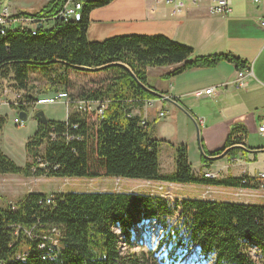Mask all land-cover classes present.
<instances>
[{
    "label": "trees",
    "instance_id": "trees-1",
    "mask_svg": "<svg viewBox=\"0 0 264 264\" xmlns=\"http://www.w3.org/2000/svg\"><path fill=\"white\" fill-rule=\"evenodd\" d=\"M112 1L87 0L81 20L54 18L37 32L13 26L1 33L0 27V72L27 92L26 99L32 98L31 93L68 92L67 71L79 70L77 66L101 68L90 72L109 75L103 87L73 98L104 104L101 115L75 108L67 120H50L47 126L38 122L37 131L25 145L29 158L25 166H19L0 148V175L93 178L103 174L175 184L257 188L255 176L247 174L225 178L196 175L183 144L176 147L175 171L162 174L160 147L165 140L153 137L149 122L142 124L143 119L135 113L147 100L157 98L141 85L152 88L148 67L182 64L171 72L176 76L188 68L210 67L223 59L235 62L240 70L246 68V62L228 55L190 60L194 48L165 35L132 34L89 41L90 13ZM63 2L49 0L40 11L19 15L52 17ZM37 68L46 79L44 92H34L35 86L30 84V73ZM17 109L28 112L24 106ZM5 123V117H0V139ZM236 131L231 130L218 150L207 152L202 145V162L220 159L229 148V156L236 154L233 146L244 142L243 134L236 135ZM47 197L31 192L15 206L0 204V264H177L192 248L212 264H264V204L205 198L173 203L151 194L118 191L53 193L51 203ZM169 219H177L179 226L168 228ZM146 221H154L164 231L157 250L163 247L166 254L152 250L123 253L121 241L130 242L133 231ZM56 227L59 244H41L47 241L43 236L54 235L51 230ZM26 231H33V237ZM245 246L255 247L262 261L246 253ZM22 252H27L25 260L16 257Z\"/></svg>",
    "mask_w": 264,
    "mask_h": 264
},
{
    "label": "crops",
    "instance_id": "crops-1",
    "mask_svg": "<svg viewBox=\"0 0 264 264\" xmlns=\"http://www.w3.org/2000/svg\"><path fill=\"white\" fill-rule=\"evenodd\" d=\"M180 1H183L184 8L181 13L174 14L173 5L164 0H114L90 13L87 38L91 42H101L122 35H165L192 46L195 52L190 60L202 56L228 55L246 62L245 69L250 68L253 75L246 77L248 85L245 89L230 84L238 78L241 70L235 62L227 59L210 67H191L176 76H171V72L182 64L148 67L152 89L170 99L157 96L150 103L138 107L135 113L149 122L151 131L160 127L159 139L169 141L178 129L174 119L179 106H186L198 129V136L201 132L207 152L222 148L232 129L236 128V135L243 134L244 145H234L240 146L236 148V154L210 164L202 162L196 171L192 165L196 175L198 172L200 175L214 172L218 178H225L262 173L264 136L258 132V128L264 123V27L260 25L264 16V0H232L228 14H211L213 0ZM210 87L215 88L212 94L198 95ZM3 107L7 106H0ZM165 110L167 115L161 119L159 114ZM5 116L0 111V117ZM190 125L194 131L192 123ZM162 127L170 131L161 132ZM37 128L38 121L35 132ZM258 136L262 137L260 143L251 144V138ZM163 161L166 160L160 157V171ZM44 177L34 178L40 180ZM31 192L41 191H29L21 197Z\"/></svg>",
    "mask_w": 264,
    "mask_h": 264
},
{
    "label": "rangeland",
    "instance_id": "rangeland-1",
    "mask_svg": "<svg viewBox=\"0 0 264 264\" xmlns=\"http://www.w3.org/2000/svg\"><path fill=\"white\" fill-rule=\"evenodd\" d=\"M48 2V0H0V6H8L12 12H38ZM52 66L51 68H55ZM70 81L68 93L72 100L77 98L80 93L94 88H101L106 83L109 75L102 72H84L76 69L67 71ZM46 79L37 68L30 73V84L35 86L34 92H44V83ZM70 107V112L75 109L73 104ZM178 113L174 119L177 122L178 129L173 132L172 139L162 143L160 147V157L165 159L163 161L161 170L162 174H171L176 169V147L185 145L188 148L189 160L196 171L202 163L203 145L201 132L196 128L191 113L186 106H179ZM15 109V108H13ZM38 111H43L49 120H64L67 118V109L64 104L57 103L48 106H39ZM0 111L5 113L6 123L3 128L0 139L1 150L10 157L19 166H25L28 161L26 154V142L34 134L37 126L35 113L28 111V118L24 123L19 120V110L15 111L7 107L0 108ZM95 111V110H94ZM93 111V113H94ZM164 119V117H161ZM194 126V131L190 125ZM160 127L156 131L151 132L154 137L160 138ZM170 131L169 128L162 127L161 132ZM200 131V130H199ZM262 137L251 138V144L258 145ZM200 145V146H199ZM253 165V164H250ZM200 175V172L197 173ZM100 177H97L99 176ZM96 175L93 178L89 177H44L42 179H35L34 177L26 178L17 174H3L0 175V204L14 206L22 199L21 196L29 191L39 190L48 196L53 193L70 192V191H118V192H132V193H147L155 196H160L170 202L181 201L187 198H205L216 201H233L244 203H258L264 204V190L257 188H229L221 186H203L198 184H172L159 181L138 180L123 177H106L105 175ZM168 228L170 226L178 227L177 219L168 220ZM164 231L160 229L159 225L154 221H146L141 224L132 233L130 242L121 241L120 248L123 253L135 252L137 254L148 253L149 251H157L161 254H166V249L161 248L157 250ZM174 244V241H172ZM245 251L257 261H262L260 252L251 246H245ZM159 254V253H157ZM177 264H212L199 255L194 248L184 252Z\"/></svg>",
    "mask_w": 264,
    "mask_h": 264
},
{
    "label": "built area",
    "instance_id": "built-area-1",
    "mask_svg": "<svg viewBox=\"0 0 264 264\" xmlns=\"http://www.w3.org/2000/svg\"><path fill=\"white\" fill-rule=\"evenodd\" d=\"M82 0H64L62 6L59 8L58 12L52 17H36L33 18L31 16H21L14 15L8 6H0V27L1 33L4 32L7 28H13V26H22V27H30L33 32H37L39 26H47L50 23H53L54 18H60L64 21H77V6H79V2ZM167 4H171L174 7V14H179L182 12L184 8L183 1L180 0H164ZM258 1V0H254ZM232 0H213V4L210 7L211 14H228L231 12ZM260 25L264 27V16L260 20ZM253 71L248 68L239 71L238 78L235 79L232 84L235 85L236 88H247L246 77L252 76ZM228 85V83L226 84ZM215 88L210 87L203 92L198 93L200 96L201 93L206 95H210L214 92ZM26 91H23L17 88L13 81L8 77H5L2 72H0V105L6 106H24L29 111L35 112L38 111L37 108L39 106H48L54 105L57 103H62L65 105L67 109V113H70V107L73 104L76 107V110L81 112H92L98 111L99 115L103 113L104 104L100 106L99 103L95 101L85 100V99H75L72 100L69 93L67 91H58V92H49L43 94L32 95V98L29 100L25 98ZM150 103V100L147 101ZM67 114V115H68ZM167 115V111H162L159 116L165 117ZM20 120V118H19ZM21 123H24L21 121ZM142 124H147V120L143 119ZM258 132L264 136V123L261 124L258 128ZM244 145L243 143L241 144ZM206 177L209 178H218V174L214 172H206ZM255 182L258 183V188L260 190H264V172L259 173L255 176ZM47 202H53V195L47 198ZM52 233L54 235H45L43 238L47 240L41 244H52V246H57L59 244V230L58 228H53ZM58 232V233H57ZM29 238L33 237V231H26ZM18 259H22V253H18L16 256Z\"/></svg>",
    "mask_w": 264,
    "mask_h": 264
},
{
    "label": "water",
    "instance_id": "water-1",
    "mask_svg": "<svg viewBox=\"0 0 264 264\" xmlns=\"http://www.w3.org/2000/svg\"><path fill=\"white\" fill-rule=\"evenodd\" d=\"M118 65H121V64L118 63ZM77 68H78L79 70H83V71H96V70L101 69V68H92V67H87V66H77ZM134 77H135V76H134ZM135 78H136V77H135ZM136 80H138V79L136 78ZM141 85H142L144 88H146L147 90H149V91L155 93L158 97L170 99V98L164 96L163 94H161V93H159V92H156V91L153 90L152 88H149V87H147V86H144L143 84H141ZM18 116H19L20 120L24 122V121H26L27 118H28V113H27L26 111H20V112L18 113ZM35 118L37 119L38 122H40V123H42V124H44V125H46V126L48 125V123H49V121H50V120L45 116L44 112L41 111V110H40V111H37V112L35 113ZM238 147H240V146H234L233 148H238ZM230 149H231V148L225 150V151L223 152V154H221V155L219 156V158H223V157L227 156L228 153H229V151H230Z\"/></svg>",
    "mask_w": 264,
    "mask_h": 264
},
{
    "label": "bare ground",
    "instance_id": "bare-ground-1",
    "mask_svg": "<svg viewBox=\"0 0 264 264\" xmlns=\"http://www.w3.org/2000/svg\"><path fill=\"white\" fill-rule=\"evenodd\" d=\"M86 1L87 0H82L81 2H79V6H77V21H79V20H81L82 19V17H83V10H84V6H85V3H86ZM10 11H11V9H10ZM12 12V11H11ZM21 12H19V13H13L14 15H19ZM22 16V15H21ZM44 17H46V16H44ZM36 18V17H35ZM230 84H232V83H230ZM228 85H229V83H228ZM234 87H235V85L234 84H232ZM236 88V87H235ZM61 91H64V90H61ZM148 101V100H147ZM147 101H146V103H147ZM0 106H6V105H0ZM7 107H10V108H15L16 106H7ZM16 110H17V107H16ZM19 110V112L20 111H24V110H20V109H18ZM29 111V110H28ZM18 112V111H17ZM27 112V111H26ZM28 113V112H27ZM70 114V113H69ZM69 114L67 115V118L65 119V120H67L68 119V117H69ZM256 176V175H255ZM257 189L258 190H260L258 187H257ZM53 195V194H52ZM49 196H51V195H49ZM48 196V197H49ZM47 197V198H48ZM41 247H44V245H41ZM26 256H27V252L26 253H24V252H22V259L23 260H25L26 259Z\"/></svg>",
    "mask_w": 264,
    "mask_h": 264
}]
</instances>
